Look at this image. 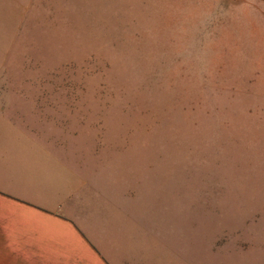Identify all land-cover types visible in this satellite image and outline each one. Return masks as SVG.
I'll return each mask as SVG.
<instances>
[{
  "label": "rangeland",
  "instance_id": "374dc122",
  "mask_svg": "<svg viewBox=\"0 0 264 264\" xmlns=\"http://www.w3.org/2000/svg\"><path fill=\"white\" fill-rule=\"evenodd\" d=\"M3 199L99 264H264V0H0Z\"/></svg>",
  "mask_w": 264,
  "mask_h": 264
},
{
  "label": "crops",
  "instance_id": "0c3cea01",
  "mask_svg": "<svg viewBox=\"0 0 264 264\" xmlns=\"http://www.w3.org/2000/svg\"><path fill=\"white\" fill-rule=\"evenodd\" d=\"M22 192L19 191L23 194L21 197L33 202L39 201L41 196L37 190H32V194ZM3 200L6 205L0 213L7 212L9 217L6 225L8 234L3 239L4 248L0 252L3 264H99L88 239L70 235L67 222L52 221V214L41 213L11 199ZM8 204L13 205L15 211L6 208Z\"/></svg>",
  "mask_w": 264,
  "mask_h": 264
}]
</instances>
